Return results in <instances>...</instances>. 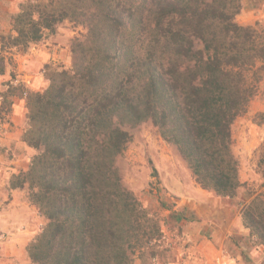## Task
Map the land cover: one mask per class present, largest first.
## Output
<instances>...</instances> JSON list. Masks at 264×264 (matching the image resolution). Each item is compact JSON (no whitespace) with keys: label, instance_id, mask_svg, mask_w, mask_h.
<instances>
[{"label":"trees","instance_id":"obj_1","mask_svg":"<svg viewBox=\"0 0 264 264\" xmlns=\"http://www.w3.org/2000/svg\"><path fill=\"white\" fill-rule=\"evenodd\" d=\"M244 1L23 0L11 13L2 48L25 52L63 20L86 29L71 43L70 67L45 65L43 90L25 92L23 140L37 152L13 185L27 184L46 219L26 246L31 262L133 264L159 236L116 165L126 126L150 121L201 188L238 194L231 128L264 69V34L235 21ZM257 164L263 187L264 143ZM247 196L242 224L264 245V193Z\"/></svg>","mask_w":264,"mask_h":264},{"label":"rangeland","instance_id":"obj_2","mask_svg":"<svg viewBox=\"0 0 264 264\" xmlns=\"http://www.w3.org/2000/svg\"><path fill=\"white\" fill-rule=\"evenodd\" d=\"M21 1L0 0V35L9 32L10 15L18 11ZM254 1L262 3L264 0L244 1L243 8L235 16L236 22L243 24L245 21L240 17L241 13L256 11L258 7L252 6ZM12 9L15 12H11ZM249 25L264 34V22L254 20ZM85 30L82 25L63 20L53 32H46L44 39L55 38L62 47L67 45L65 56L69 60L67 67L62 62L46 66L68 69L71 43L74 38L83 37ZM21 52L20 48H2L0 45V65L4 58L7 59L13 74L18 62L13 54ZM46 66L42 75L49 73ZM258 76L255 94L231 128L239 180L245 183L234 197L219 196L201 188L176 148L161 138L150 121L125 127L130 138L116 158L122 184L146 208L148 224L151 227L157 224L159 228L157 238L134 251L133 264H264V245L254 242L249 229L242 224L240 213L249 200L247 191L264 193V186L260 185L263 177L257 164L264 143V121L258 117V113L264 112V69ZM8 86L21 85L8 83ZM176 212L194 216L192 219H178ZM42 217L44 225L46 219ZM24 264L36 263L28 260Z\"/></svg>","mask_w":264,"mask_h":264},{"label":"crops","instance_id":"obj_3","mask_svg":"<svg viewBox=\"0 0 264 264\" xmlns=\"http://www.w3.org/2000/svg\"><path fill=\"white\" fill-rule=\"evenodd\" d=\"M260 4L256 11L240 14L245 18L244 25L254 20L264 22V1ZM66 49L67 45L62 47L55 38H43L31 44L27 51L13 54L18 58L13 74L7 59L0 65V264L27 262L26 246L43 225L42 215L28 197L27 184L14 186L13 181L14 176L28 169L35 153L23 140L27 112L25 92L43 90L46 80L42 72L46 64L69 65ZM8 83L21 86H8ZM15 87L25 91L19 95Z\"/></svg>","mask_w":264,"mask_h":264},{"label":"built area","instance_id":"obj_4","mask_svg":"<svg viewBox=\"0 0 264 264\" xmlns=\"http://www.w3.org/2000/svg\"><path fill=\"white\" fill-rule=\"evenodd\" d=\"M16 84V83H15Z\"/></svg>","mask_w":264,"mask_h":264}]
</instances>
